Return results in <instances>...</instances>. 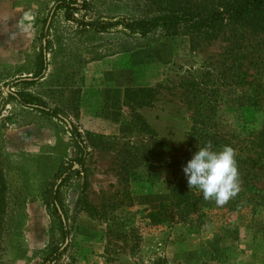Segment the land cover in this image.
<instances>
[{"label":"rangeland","instance_id":"374dc122","mask_svg":"<svg viewBox=\"0 0 264 264\" xmlns=\"http://www.w3.org/2000/svg\"><path fill=\"white\" fill-rule=\"evenodd\" d=\"M88 1L75 20L158 7V0ZM53 2L0 0V264H264V200L252 188L264 186V170L241 175L239 193L224 206L212 201L184 222L149 226L142 217L168 198L172 177L158 143L177 147L178 156L189 139L182 94L189 76L202 78L207 93L217 87L228 122H252L246 87L211 83L222 67V41L154 33L133 47L130 34L94 33L53 11ZM15 92L61 118L22 106ZM67 122L87 154L79 174L57 189L62 237L48 192L75 156ZM109 200L114 206L101 215ZM56 248L62 252L46 261Z\"/></svg>","mask_w":264,"mask_h":264},{"label":"trees","instance_id":"16d2710c","mask_svg":"<svg viewBox=\"0 0 264 264\" xmlns=\"http://www.w3.org/2000/svg\"><path fill=\"white\" fill-rule=\"evenodd\" d=\"M90 5L88 0H54L52 10H61L65 20L76 21L94 33L118 28L134 37L133 47L139 44L136 40L154 33L170 35L185 32L191 42L222 41V50L219 53L222 67L215 73L216 80L211 83L217 85V80H220L222 83L218 85L222 87H246L254 111L251 124L242 121L230 123L219 111L221 99L217 87L207 93L204 91V81L199 76L191 75L189 80H185L187 89L182 94L191 113L189 139L178 156L174 153L179 150L177 147L165 142L158 143L165 152L164 166L170 169L172 179L167 200L159 202L156 208L145 210L142 214L147 225L184 222L187 217L211 204L212 201H205L197 189L188 188L187 178L182 171L192 155L205 146L207 141L212 142L214 151L225 145L235 150L240 176L244 177L252 170H264V0H158L157 9L144 15L110 20H75L74 14L88 10ZM124 50L125 48L120 49ZM38 59L35 77L40 78L45 69L44 55L39 53ZM11 96L22 106L57 119L61 118L58 111L39 106L29 94L15 92ZM66 125L75 156L71 163L58 172L59 182L48 192L62 237L66 236V231L55 206L57 189L69 173L79 174L87 154L79 131L70 122ZM252 188L264 200V186ZM126 198L129 200L128 195ZM114 204L113 200H109L101 205V215ZM134 230L135 228H131L129 233L125 234L126 231L123 234L133 235ZM61 252L58 248L53 249L45 260L50 262Z\"/></svg>","mask_w":264,"mask_h":264},{"label":"clouds","instance_id":"9594fccd","mask_svg":"<svg viewBox=\"0 0 264 264\" xmlns=\"http://www.w3.org/2000/svg\"><path fill=\"white\" fill-rule=\"evenodd\" d=\"M189 189H197L205 201L224 206L240 191L236 152L230 146L213 150L211 141L200 147L182 168Z\"/></svg>","mask_w":264,"mask_h":264},{"label":"water","instance_id":"95a60500","mask_svg":"<svg viewBox=\"0 0 264 264\" xmlns=\"http://www.w3.org/2000/svg\"><path fill=\"white\" fill-rule=\"evenodd\" d=\"M43 53H44V51H43ZM61 220L63 221L62 216H61ZM66 241H67V238L64 239V244L66 243Z\"/></svg>","mask_w":264,"mask_h":264}]
</instances>
